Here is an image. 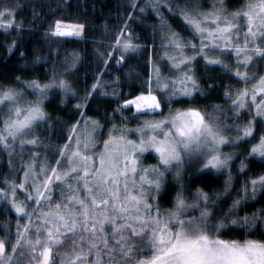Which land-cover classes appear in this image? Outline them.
I'll list each match as a JSON object with an SVG mask.
<instances>
[{"label":"snow or ice","instance_id":"obj_1","mask_svg":"<svg viewBox=\"0 0 264 264\" xmlns=\"http://www.w3.org/2000/svg\"><path fill=\"white\" fill-rule=\"evenodd\" d=\"M29 2L0 0V264H264V0H124L83 78L87 22Z\"/></svg>","mask_w":264,"mask_h":264},{"label":"trees","instance_id":"obj_2","mask_svg":"<svg viewBox=\"0 0 264 264\" xmlns=\"http://www.w3.org/2000/svg\"><path fill=\"white\" fill-rule=\"evenodd\" d=\"M21 2H25V0H21ZM61 0H30L29 6L24 8L22 16L31 18L32 13V5L34 4L36 10L38 12H43L44 15L50 20L52 18L51 13L49 12V7L52 9L56 8L57 3H60ZM239 0H237V3ZM124 0H67V4L64 5V15H79L80 18L87 22L88 29L87 34L84 40L79 41H71L64 45L68 51L73 49L78 50L82 56L84 57V67L80 68V76L83 78L84 73L88 72L91 74L96 70V58L93 54V49L99 47L98 44L94 43V41L107 40L110 39L113 33L116 31L119 24L123 23V13L126 11L124 7H122ZM56 15H60L61 12L57 11ZM19 18V17H18ZM156 21L153 19H148L144 22L145 25H149L155 23ZM27 23V21H26ZM41 23L40 20L36 21V24L39 25ZM47 27L45 24L43 27H40L35 34H30L28 28L25 29V38L23 40V48L22 51H26L29 54V58L31 59L30 53L34 48H41L44 54L48 52V45L45 43L43 36L41 35L44 29ZM133 28L137 32L141 31V27H138L136 24L132 25ZM150 31V29H148ZM15 33H13V36ZM12 37L6 36L2 31H0V67H4L5 73H9L12 69H14L18 64H23L24 61L18 60V53L14 56L9 57L8 59H4L8 56V53L5 51V44L11 43ZM55 47V45H53ZM64 49H61L63 51ZM101 50H104L101 48ZM62 58V57H61ZM143 60H132L131 64H142ZM126 70V69H125ZM143 69H141L142 71ZM105 79H111L110 76H106ZM127 90V89H125ZM104 99V98H101ZM75 103V101H72ZM112 107L115 105L112 104ZM96 107V105H93ZM101 112L105 110L107 105H100ZM53 115H61L62 112H54ZM225 151H229V149H225ZM154 162V161H148ZM7 172V169L4 167H0V175ZM241 179H243L241 177ZM222 180L212 179L210 181L212 187H222ZM236 187H239V183H237ZM261 204H264V200L260 201ZM253 207H259V205H254ZM245 211H252V208L249 207L245 209ZM241 215L244 213L241 212Z\"/></svg>","mask_w":264,"mask_h":264}]
</instances>
